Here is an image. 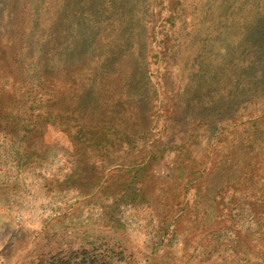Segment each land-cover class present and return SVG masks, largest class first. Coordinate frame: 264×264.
Wrapping results in <instances>:
<instances>
[{
  "label": "rangeland",
  "instance_id": "1",
  "mask_svg": "<svg viewBox=\"0 0 264 264\" xmlns=\"http://www.w3.org/2000/svg\"><path fill=\"white\" fill-rule=\"evenodd\" d=\"M6 3L0 264H264V0Z\"/></svg>",
  "mask_w": 264,
  "mask_h": 264
},
{
  "label": "trees",
  "instance_id": "2",
  "mask_svg": "<svg viewBox=\"0 0 264 264\" xmlns=\"http://www.w3.org/2000/svg\"><path fill=\"white\" fill-rule=\"evenodd\" d=\"M7 0H0V7L2 9H4L7 5ZM114 59V58H113ZM143 62V60H142ZM152 115V112L150 111V108H146V111L142 112L140 117H141V121H146V122H151V119H150V116ZM47 121H46V128H47V131L49 132H52L54 135L57 134V126H58V123H57V118H56V114L54 113L53 116H48L47 118ZM55 123V125H54ZM146 130V129H145ZM145 130L143 129V132H145ZM86 133V132H85ZM97 133V130L95 132H93V139L95 134ZM84 139H86V136L84 137ZM83 143H86L87 141H81Z\"/></svg>",
  "mask_w": 264,
  "mask_h": 264
}]
</instances>
